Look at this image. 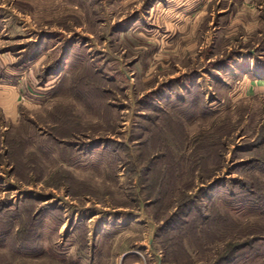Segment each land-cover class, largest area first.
I'll return each instance as SVG.
<instances>
[{
	"label": "rangeland",
	"instance_id": "obj_1",
	"mask_svg": "<svg viewBox=\"0 0 264 264\" xmlns=\"http://www.w3.org/2000/svg\"><path fill=\"white\" fill-rule=\"evenodd\" d=\"M211 9L0 0V264H264V98Z\"/></svg>",
	"mask_w": 264,
	"mask_h": 264
},
{
	"label": "crops",
	"instance_id": "obj_2",
	"mask_svg": "<svg viewBox=\"0 0 264 264\" xmlns=\"http://www.w3.org/2000/svg\"><path fill=\"white\" fill-rule=\"evenodd\" d=\"M210 1V14L223 16L222 21L212 30H227L226 36L230 40L238 37V42L242 40L244 43V46L234 50L238 52L237 56H232L238 67L234 70L226 69L227 73L239 80L246 96L264 98V0ZM235 42L231 43L229 49L234 47ZM28 103L20 85L0 82V121L19 118L21 110L28 107Z\"/></svg>",
	"mask_w": 264,
	"mask_h": 264
}]
</instances>
